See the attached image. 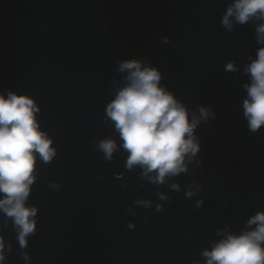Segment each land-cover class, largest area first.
Masks as SVG:
<instances>
[{"label": "water", "instance_id": "water-1", "mask_svg": "<svg viewBox=\"0 0 264 264\" xmlns=\"http://www.w3.org/2000/svg\"><path fill=\"white\" fill-rule=\"evenodd\" d=\"M233 2L0 0V94L34 98L41 130L57 149L50 164L37 160L26 201L38 208L37 228L25 249L0 211L3 264H26L22 252L27 264H206L202 253L226 235L255 229L247 221L264 212V125L250 133L242 103L251 83L244 69L264 48L256 31L264 20H233L225 29L221 19ZM124 60L161 71V86L187 110L216 114L194 130L199 151L186 158L188 171L162 185L139 165L125 167L128 153L106 119L107 104L127 83L128 72L118 71ZM228 62L235 72L225 71ZM105 139L117 144L111 161L97 147Z\"/></svg>", "mask_w": 264, "mask_h": 264}, {"label": "clouds", "instance_id": "clouds-1", "mask_svg": "<svg viewBox=\"0 0 264 264\" xmlns=\"http://www.w3.org/2000/svg\"><path fill=\"white\" fill-rule=\"evenodd\" d=\"M252 17L264 20V0H234L222 16L221 24L230 31L233 20L242 26ZM256 31L257 42L264 44V24ZM161 42L167 44L169 40L165 37ZM256 56L244 69L250 74L251 83L244 85L247 98L242 103L243 117L252 134L264 125V48H260ZM236 70L233 62L225 65L227 72ZM118 71L128 72L127 83L116 92L105 111L106 119L114 122L119 133L120 147L128 153L125 167L132 169L139 165L143 176L160 185L165 183V177L186 173V158L191 162L199 151L194 130L201 122L215 119V112L207 107H200L199 115L187 110L161 86V71L142 66L140 60H124L119 63ZM40 111L36 100L27 95H17L12 91L0 94V211L13 219L20 249L28 246L27 238L34 235L37 228L38 208L26 206L37 179L34 174L37 160L50 164L57 156L53 139L41 130L37 120ZM97 147L107 161H111L113 152L118 150L112 139L101 140ZM149 173L154 175L148 176ZM50 187L56 191L60 189L59 184H51ZM171 188L180 191L177 184H172ZM199 188L197 185L195 191H187L185 197L191 199ZM159 199L167 201L169 198L159 194ZM200 203L197 201L196 206L199 207ZM135 204L143 209L152 207L149 200L137 199ZM155 210L159 213L164 208L157 203ZM129 211L130 208L125 209L126 214ZM132 215L137 217L135 212ZM148 219V216L144 217L145 221ZM247 224L256 227L238 235L228 234L215 243L211 251H204L202 255L207 258L206 264H264V212H258ZM126 226L129 230L135 229L131 222ZM3 249L4 241L0 238V264L5 260ZM21 255L27 264L29 255L23 252Z\"/></svg>", "mask_w": 264, "mask_h": 264}]
</instances>
